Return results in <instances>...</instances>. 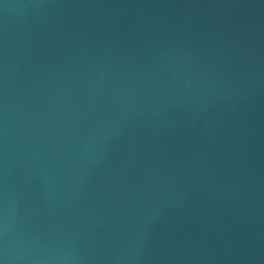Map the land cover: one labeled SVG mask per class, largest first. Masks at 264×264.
<instances>
[{"label":"water","instance_id":"95a60500","mask_svg":"<svg viewBox=\"0 0 264 264\" xmlns=\"http://www.w3.org/2000/svg\"><path fill=\"white\" fill-rule=\"evenodd\" d=\"M0 264H264V0H0Z\"/></svg>","mask_w":264,"mask_h":264}]
</instances>
